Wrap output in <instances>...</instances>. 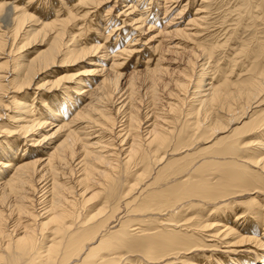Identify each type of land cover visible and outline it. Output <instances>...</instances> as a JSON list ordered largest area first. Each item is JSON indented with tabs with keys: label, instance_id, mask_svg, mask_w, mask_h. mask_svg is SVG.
<instances>
[{
	"label": "bare ground",
	"instance_id": "bare-ground-1",
	"mask_svg": "<svg viewBox=\"0 0 264 264\" xmlns=\"http://www.w3.org/2000/svg\"><path fill=\"white\" fill-rule=\"evenodd\" d=\"M107 1L0 0V264H264V46L206 83L177 29L185 64L148 44L139 72Z\"/></svg>",
	"mask_w": 264,
	"mask_h": 264
},
{
	"label": "rangeland",
	"instance_id": "rangeland-1",
	"mask_svg": "<svg viewBox=\"0 0 264 264\" xmlns=\"http://www.w3.org/2000/svg\"><path fill=\"white\" fill-rule=\"evenodd\" d=\"M130 1L131 0H126L127 3ZM132 1L134 2L131 4H134L137 8V11L135 10L137 18L134 19H138V15H140L139 20L142 22L144 21V23L139 26L141 29V31L139 29L141 34L140 37L138 35L139 31L137 30L138 26H135L134 22L131 24L132 22L127 20L125 24L122 23L124 21L123 19L125 18L122 13L127 9L123 7L127 3H122V0H109L107 3L104 2V4H101L98 12H96V9H91L90 13H92L91 15L99 16L98 28L100 30L98 29V33L105 32L104 34H106H103L100 41H103L104 37H106L109 32L114 30L108 38V42L110 44L112 43V48L109 49L110 51H115L118 48L120 50L121 48L128 46L133 48L132 50L134 52L135 59H138L136 71H144V62L148 60V55H150V60H153V58L156 56L155 53L151 51V49L153 46L159 45L160 42L162 43V53L165 60L167 59L168 61H173L177 65L179 63L180 66L185 64L189 55L188 51H191V49L194 48V42L189 38H187L189 39L188 43L186 41L187 39L183 38V40L181 37L178 39V36L173 34V31L177 29H182L187 33L201 38V40L195 39V41L199 43L201 42L205 49L209 48L210 46L215 48L214 54L211 57L212 59L206 56L207 58L205 57L204 59H206L208 62H206V60L203 61L206 72L204 81L211 79L214 83L221 79V77H228L230 79H236L237 76L244 77L254 60L253 51L259 45L264 46V5L262 0H252L251 5H249V9L244 8L241 0H141L138 3L135 2L138 0ZM199 8H203L202 10L204 13ZM42 10H38V12H42ZM110 10L111 14L109 17L106 11ZM117 15L119 18L115 20ZM193 19H197L199 23L198 25L201 27L198 25L197 27L193 24H188V22ZM154 30L158 35L155 34ZM119 32L121 35H119ZM136 33L138 36L135 35ZM148 36L153 42L150 41ZM160 37L163 39H160ZM116 39L118 40V44L115 43ZM145 40H147V42ZM189 43H191L192 46ZM148 44H150L152 48ZM123 45H125V47ZM175 45H178L179 48ZM142 48L144 50H142ZM164 48L166 50H164ZM181 48H184L183 51ZM187 49L189 50L186 51ZM170 50H173L174 52ZM261 60L263 62L262 65H264V56ZM134 63L135 62L131 61L129 67ZM176 64L171 65V70L174 69L173 67L177 68ZM107 65H109V63ZM197 71H199V69L196 70V72ZM197 80L198 79H196V81ZM208 82L209 81H206V83ZM192 91L194 90L192 89Z\"/></svg>",
	"mask_w": 264,
	"mask_h": 264
}]
</instances>
